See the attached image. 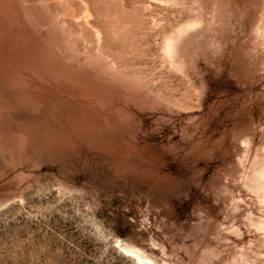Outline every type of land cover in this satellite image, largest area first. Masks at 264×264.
<instances>
[{
	"label": "rangeland",
	"instance_id": "374dc122",
	"mask_svg": "<svg viewBox=\"0 0 264 264\" xmlns=\"http://www.w3.org/2000/svg\"><path fill=\"white\" fill-rule=\"evenodd\" d=\"M0 264H264V0H0Z\"/></svg>",
	"mask_w": 264,
	"mask_h": 264
}]
</instances>
